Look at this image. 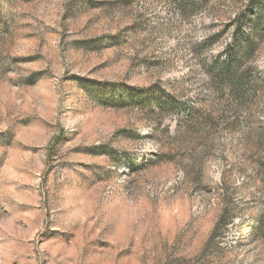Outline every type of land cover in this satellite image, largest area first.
Returning a JSON list of instances; mask_svg holds the SVG:
<instances>
[{
	"label": "rangeland",
	"instance_id": "rangeland-1",
	"mask_svg": "<svg viewBox=\"0 0 264 264\" xmlns=\"http://www.w3.org/2000/svg\"><path fill=\"white\" fill-rule=\"evenodd\" d=\"M0 264H264V0H0Z\"/></svg>",
	"mask_w": 264,
	"mask_h": 264
},
{
	"label": "trees",
	"instance_id": "trees-1",
	"mask_svg": "<svg viewBox=\"0 0 264 264\" xmlns=\"http://www.w3.org/2000/svg\"><path fill=\"white\" fill-rule=\"evenodd\" d=\"M189 2L190 8H196L201 5L200 2V4H196L194 1ZM237 21L239 22L237 26L238 30L243 24L248 25L249 28L253 30L254 22L257 20H251L245 16H240ZM239 40L240 39H237L236 41L240 43ZM242 42L243 43L240 44L241 46L239 45L227 48L226 52L229 54V56L222 61L215 60L212 62L207 71V77L210 80L213 90L216 92L219 91L222 95H226L229 98L234 96L238 100L243 97L242 91H244L243 89L246 85V82L248 81V76L250 75V72H252L250 69L248 72L243 70L242 65L243 59L246 57L245 55L248 54V52H250L252 49L253 42L249 40V38L246 39V37L244 40L242 39ZM149 91V96H146L142 101L143 106H148L152 101H154L158 111L164 115L175 111L179 107L180 109L184 110V114L186 116V120L184 121L185 127H189L190 125L201 126L202 123L204 124L206 122H209L207 124L211 125V121L207 120L205 117H202V113H200L198 110H192V108L185 107L170 96L160 97L158 94L153 95L151 94L153 92L152 88H150ZM127 103L140 104L136 98H130L127 100ZM221 218H223V216ZM245 225L252 228L253 230L256 229V232L261 229L256 226L254 221L246 222Z\"/></svg>",
	"mask_w": 264,
	"mask_h": 264
}]
</instances>
